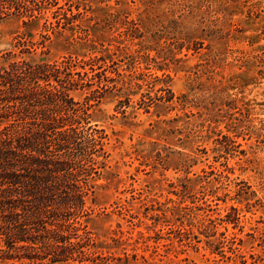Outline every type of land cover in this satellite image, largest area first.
<instances>
[{"label":"rangeland","instance_id":"obj_1","mask_svg":"<svg viewBox=\"0 0 264 264\" xmlns=\"http://www.w3.org/2000/svg\"><path fill=\"white\" fill-rule=\"evenodd\" d=\"M56 1L0 18V61L104 58L75 263L264 264V0Z\"/></svg>","mask_w":264,"mask_h":264},{"label":"trees","instance_id":"obj_2","mask_svg":"<svg viewBox=\"0 0 264 264\" xmlns=\"http://www.w3.org/2000/svg\"><path fill=\"white\" fill-rule=\"evenodd\" d=\"M45 1L58 4L0 0V18H34ZM100 60L0 61V264L90 259L95 242L80 219L109 157L105 130L91 123L111 80Z\"/></svg>","mask_w":264,"mask_h":264}]
</instances>
